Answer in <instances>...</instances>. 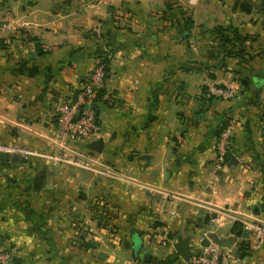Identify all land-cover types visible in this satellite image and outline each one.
<instances>
[{"label": "crops", "instance_id": "0c3cea01", "mask_svg": "<svg viewBox=\"0 0 264 264\" xmlns=\"http://www.w3.org/2000/svg\"><path fill=\"white\" fill-rule=\"evenodd\" d=\"M3 23L24 24L0 29V246L12 264H182L178 234L229 241L220 264H264V248L232 231L237 212L264 219V0H0ZM219 29L249 37L242 55H225ZM102 56L118 103L98 107L97 134L77 145L123 176L26 155L55 148L54 102ZM236 82L230 100L206 96ZM223 124L233 142L218 169ZM98 138L101 153L87 147ZM211 206L232 212L209 226Z\"/></svg>", "mask_w": 264, "mask_h": 264}, {"label": "built area", "instance_id": "2783aa9c", "mask_svg": "<svg viewBox=\"0 0 264 264\" xmlns=\"http://www.w3.org/2000/svg\"><path fill=\"white\" fill-rule=\"evenodd\" d=\"M192 1V0H190ZM24 24L3 23L0 29L18 30ZM106 58H98L96 64L84 75L79 86L74 88L67 97L54 102L53 108L58 120L55 148L42 154L25 151L26 155L36 154L49 165L66 164L84 170H90L98 175L118 178L123 176L110 164L97 155L81 149L78 141L90 138L98 132V107L105 103L108 106L117 105L116 98L110 92L103 91L107 69ZM239 82L231 84H213L208 86L206 96L221 100H230L239 92ZM233 142V129L230 124H223L214 144V163L216 168H222L228 162V153ZM142 188L152 189L146 185ZM169 195V194H168ZM166 195V196H168ZM172 198L176 197L174 194ZM228 212L226 208L211 206L208 209V225L214 226ZM235 221L241 222L242 229L253 238L256 248H264V219L253 218L237 212ZM207 236V235H206ZM203 245L201 239L193 243L192 255L182 264H220L224 254V245L211 238ZM13 255L10 250L0 246V264H12Z\"/></svg>", "mask_w": 264, "mask_h": 264}, {"label": "water", "instance_id": "95a60500", "mask_svg": "<svg viewBox=\"0 0 264 264\" xmlns=\"http://www.w3.org/2000/svg\"><path fill=\"white\" fill-rule=\"evenodd\" d=\"M242 84L246 85V81L243 80ZM87 147L89 150L95 151L97 153H101L104 147L103 139L98 138L92 140L91 142H89ZM7 158H8L7 153L4 151H0V159L7 160ZM201 243L203 245H207L208 238L201 240ZM173 248L183 261H187L192 255V249H193V241L191 234H188L186 236H182L181 234H178L176 236L175 242L173 243ZM139 249L140 247L137 248V250ZM148 255H149L148 252H143L142 257L145 258Z\"/></svg>", "mask_w": 264, "mask_h": 264}, {"label": "trees", "instance_id": "16d2710c", "mask_svg": "<svg viewBox=\"0 0 264 264\" xmlns=\"http://www.w3.org/2000/svg\"><path fill=\"white\" fill-rule=\"evenodd\" d=\"M216 33H217V38L220 42V46H221L222 50L224 51L225 55H228V56H230V55H242L244 53V49L243 50H235V48H237L238 44L241 46V44L244 41L249 39V37L247 35H242L238 32L227 33V29H226V31H223V29H219V30H217ZM229 47H231V48H229ZM103 57L104 56H102L101 58H103ZM106 69H107V65H106ZM232 231L237 236H243L246 233L242 229L241 222H239V221H236L234 223ZM220 243H222V242H220ZM228 243H229V241L226 240V241H223L222 244H228Z\"/></svg>", "mask_w": 264, "mask_h": 264}]
</instances>
